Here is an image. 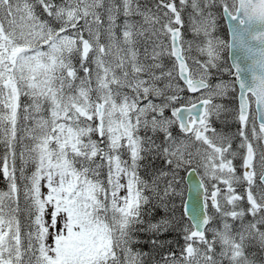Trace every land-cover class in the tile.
Wrapping results in <instances>:
<instances>
[{"label":"snow or ice","instance_id":"obj_1","mask_svg":"<svg viewBox=\"0 0 264 264\" xmlns=\"http://www.w3.org/2000/svg\"><path fill=\"white\" fill-rule=\"evenodd\" d=\"M0 264H264V0H0Z\"/></svg>","mask_w":264,"mask_h":264},{"label":"trees","instance_id":"obj_2","mask_svg":"<svg viewBox=\"0 0 264 264\" xmlns=\"http://www.w3.org/2000/svg\"><path fill=\"white\" fill-rule=\"evenodd\" d=\"M0 187H3V184L2 183H0Z\"/></svg>","mask_w":264,"mask_h":264}]
</instances>
